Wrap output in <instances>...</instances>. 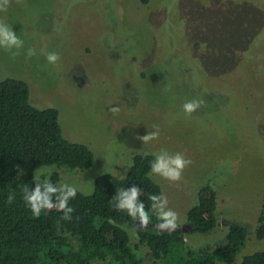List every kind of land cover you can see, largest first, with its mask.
Masks as SVG:
<instances>
[{"label": "rangeland", "instance_id": "1", "mask_svg": "<svg viewBox=\"0 0 264 264\" xmlns=\"http://www.w3.org/2000/svg\"><path fill=\"white\" fill-rule=\"evenodd\" d=\"M0 22L25 42L15 59L0 49V80L26 82L30 105L56 109L64 139L93 155L88 169L38 166L35 176L51 172L55 185L91 195L98 177L126 176L135 155L179 152L192 161L179 182L150 177L188 246L239 225L247 237L232 264L264 251L255 236L264 201V0H11ZM28 48L36 55L26 58ZM49 52L60 55L56 65ZM191 100L203 103L186 115ZM156 127L159 138L143 144ZM206 184L217 193V225L192 233L186 214ZM138 223L128 234L143 256L138 232H162Z\"/></svg>", "mask_w": 264, "mask_h": 264}, {"label": "trees", "instance_id": "2", "mask_svg": "<svg viewBox=\"0 0 264 264\" xmlns=\"http://www.w3.org/2000/svg\"><path fill=\"white\" fill-rule=\"evenodd\" d=\"M153 159L151 154L135 155L124 180L107 174L95 180L91 195L77 191L69 201L74 212L68 221L61 220L62 213L55 209L33 217L21 199V189L34 187L38 166L88 169L93 155L86 146L64 139L56 109L30 105L26 82L0 80V264H232L247 237L239 225H231L221 239L198 248L188 246L179 226L171 233L139 231V244L148 251L136 255L128 234L135 221L115 210L112 198L135 184L141 188L140 200L151 223L158 224L148 200L149 194L162 193L150 177ZM56 181L57 177L51 178L53 184ZM11 191L17 193L16 201L8 205ZM216 208V191L203 185L197 204L186 214L192 233L207 234L216 227ZM255 236L264 240V201ZM240 264H264V251L243 257Z\"/></svg>", "mask_w": 264, "mask_h": 264}, {"label": "clouds", "instance_id": "3", "mask_svg": "<svg viewBox=\"0 0 264 264\" xmlns=\"http://www.w3.org/2000/svg\"><path fill=\"white\" fill-rule=\"evenodd\" d=\"M11 0H0V12H7ZM25 42L12 30V28L3 22H0V49L8 52L10 56L15 59L21 55V50L24 49ZM26 58H31L36 55L34 48H28L24 53ZM46 62L49 65H56L61 57L56 52H49L45 56ZM203 103L201 100H191L183 104L182 108L186 115H191ZM114 113L118 112V108L111 109ZM159 138V128L155 131L140 137L143 144H148L153 140ZM147 155V153L145 154ZM154 159L150 163V173L169 181L170 183L179 182L182 178V173L192 161L186 159L182 153H169L166 149H160L158 152L152 153ZM23 174L22 172L18 173ZM51 172L47 177L41 179V173L37 170V175L33 177L34 187L24 186L21 189V199L30 210L33 217L39 218L43 213H47L53 209L62 213L60 219L68 221L72 218L74 209L69 206V201L74 199L77 195V188L68 183L60 184L59 186L53 184L50 179ZM121 180L125 179L121 175ZM91 194V193H88ZM142 194L141 188L135 184L129 188H121L112 200L114 208L117 211L125 212L133 221L138 220L139 228H147L151 222L149 210H146L145 203L140 200ZM17 193L15 191L9 192L6 196V204L12 205L16 201ZM148 200L150 203V210L155 214L159 221L155 227L160 231H167L169 233L178 228V213L169 207V200L164 194H149ZM127 230V225L121 226ZM135 236V230H133Z\"/></svg>", "mask_w": 264, "mask_h": 264}, {"label": "water", "instance_id": "4", "mask_svg": "<svg viewBox=\"0 0 264 264\" xmlns=\"http://www.w3.org/2000/svg\"><path fill=\"white\" fill-rule=\"evenodd\" d=\"M138 221V220H137ZM137 221H135L134 228L137 226Z\"/></svg>", "mask_w": 264, "mask_h": 264}]
</instances>
